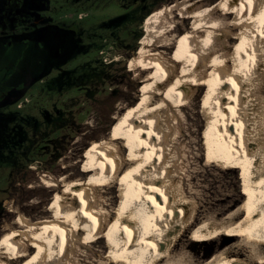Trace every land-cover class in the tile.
Masks as SVG:
<instances>
[{"label": "bare ground", "instance_id": "1", "mask_svg": "<svg viewBox=\"0 0 264 264\" xmlns=\"http://www.w3.org/2000/svg\"><path fill=\"white\" fill-rule=\"evenodd\" d=\"M204 4L182 0L154 15V30L131 59L132 67L145 73L141 100L94 145L90 167L99 172L85 180L41 177L44 187L60 190L52 207L65 208V216L33 223L19 215L0 238V264H191L188 253L173 252L196 213L175 181L179 154L173 140L180 133L182 109L204 87L210 88L215 109L208 157L240 169L247 200L222 220L199 224L194 242L222 236L240 241L204 264H264V105L255 84L264 67V0ZM174 11L201 21L176 37ZM237 23L242 40L231 52L219 50V32H232ZM244 28L251 29L249 35ZM171 45L180 48L166 57L161 49ZM114 184L126 186L116 214L104 197H96L98 188ZM105 237L116 257L90 256V244ZM235 248H247L248 259L232 255Z\"/></svg>", "mask_w": 264, "mask_h": 264}, {"label": "rangeland", "instance_id": "2", "mask_svg": "<svg viewBox=\"0 0 264 264\" xmlns=\"http://www.w3.org/2000/svg\"><path fill=\"white\" fill-rule=\"evenodd\" d=\"M180 1L182 0H149L145 5L146 12L149 11L151 14L139 23H130L123 21V16L131 7H124L120 0H93L92 4L88 0H54L52 13L57 19L62 20L63 25L73 26L84 40L87 38L92 45L94 43L100 45V48L97 46L92 51L80 47L78 58L71 67H63V71H70L76 78L78 71L75 74L74 69L78 67L73 66L90 60H93L94 64L96 59H102L103 64L113 66L106 67L108 76L104 82L82 85L81 88L85 90L77 87L62 90L54 81L56 77L47 78L46 83H37V79L24 98L12 106L11 110L16 113L17 118L16 133L11 142L15 159L13 164L0 159V202L5 200L0 208V238L6 233L8 224L12 225L19 215L33 223L56 215L65 216L63 215L65 208L52 207L55 204L54 196L60 190L44 187L41 182L43 177L48 176L47 178L51 177L57 181L62 177L71 181L85 180L99 172L90 167L94 145L115 131L127 111L141 100L143 93L145 73L140 75L132 67L131 59L137 56L147 36L154 30V15L160 9ZM218 1L220 0H200V3L211 6ZM177 13L179 11H174L173 14L176 37L186 34L201 21L191 18L190 13L180 15ZM229 13L237 14L233 8L229 9ZM234 18L232 20L236 22L237 18ZM114 20H117L115 25L104 26ZM114 27L119 29L118 35L121 39L116 44L115 41L108 39L109 30ZM241 29L237 23L232 32H227L230 35L225 33L228 29L219 32L222 37L219 50L231 52L234 44L242 40ZM250 32L251 29L244 30L246 35ZM99 35L103 36L100 38ZM179 48L180 46L171 45L166 50H161L169 57ZM85 51L89 53L82 55ZM9 67L0 65V73L6 75ZM262 69L264 70V67H260L258 74L255 75V78L257 77L255 84L257 95L263 98L264 105ZM88 88L94 92L92 98L86 96ZM192 96L189 104L182 109L181 129L173 140V147L179 154L178 159L176 158L178 169L176 184L181 183L185 197L191 203V208H195L196 213L188 229L173 247V252L176 255L186 252L189 254L191 264H204L220 251L237 246L240 241L222 236L206 242H194L196 227L206 221L222 220L246 202L247 196L242 194L240 169L230 162L208 157L207 153L211 147L209 130L215 120L210 88L204 87L195 91ZM256 102L254 104H258ZM55 108L63 113L61 118L69 119L68 127L61 128L64 118L60 120L58 117L49 118ZM27 113L35 119L27 117ZM261 127V137H264V126ZM114 185L98 188L96 197L99 201L104 197L110 210L116 214L121 208L126 186ZM88 251L90 256H96L97 253L110 258L116 257V251L108 237L91 243ZM233 251L232 255L238 253L241 258L248 259L247 248H235ZM34 252L35 250H32L31 254ZM249 264L256 263L251 261Z\"/></svg>", "mask_w": 264, "mask_h": 264}, {"label": "flooded vegetation", "instance_id": "3", "mask_svg": "<svg viewBox=\"0 0 264 264\" xmlns=\"http://www.w3.org/2000/svg\"><path fill=\"white\" fill-rule=\"evenodd\" d=\"M88 1L92 4L93 0ZM147 1L149 0H120L124 7H131L127 9L123 21L128 22L130 19L132 23L138 22L147 9L145 5ZM53 3L54 0H0V65L10 66L6 75L0 73V159L11 164L15 159L11 142L14 140L17 127L16 113L11 110L14 105L12 102L23 91L26 93L30 91L37 79V83H46V80L56 77L58 82L65 83L63 87H74L78 82V75L75 78L70 71H63V67H71L78 58L80 47L92 51L100 46L98 43L92 45L87 38L84 40L73 26L63 25L62 20L57 19L52 13ZM129 13L132 15L127 17ZM116 23L117 20H114L111 21V25L107 23L104 26ZM118 30L116 27L111 28L108 34V39L115 41V44L121 40ZM87 51L82 55L88 54ZM96 60L102 62V59ZM91 61L93 60L73 67L83 66ZM42 75L45 77L39 79ZM28 113L27 117L35 119ZM59 115L60 111L55 108L49 118H57ZM4 201L3 199L0 202V208Z\"/></svg>", "mask_w": 264, "mask_h": 264}, {"label": "trees", "instance_id": "4", "mask_svg": "<svg viewBox=\"0 0 264 264\" xmlns=\"http://www.w3.org/2000/svg\"><path fill=\"white\" fill-rule=\"evenodd\" d=\"M148 13H149V11L148 12L145 11L143 13V16L141 17V19L138 20V23L141 20H143L144 18H146L148 15L151 14V12L149 14ZM130 15H132V13L131 14L129 13V15L127 17H130ZM128 22L132 23V21L130 19L128 20ZM138 38H140V36ZM98 48H100V46H98ZM92 64H93V61H91L89 63H85L83 66H80V67L74 69L76 71L75 73H77V71H78V77H77L78 82L74 86L75 88L77 87L80 90H85L84 88H81L82 85H90L91 83L92 84H98V83L104 82L107 79L108 74L105 70H106V67H111V65L110 66L105 65L101 61H98V60L94 61V66ZM65 79H66V77H65ZM54 81L57 83L58 88H63V89L74 88L73 86L72 87H63L65 85V83H63L62 81H61V83L58 82V78H56ZM95 87H97V86H95ZM93 95H94V92L91 91V89H89V88L86 89V96L88 98H92ZM60 113L63 114L62 112H60ZM58 118H59L58 120L63 119V118L65 119L61 125V128L68 127V122H69L68 118H66V117L61 118V115H59Z\"/></svg>", "mask_w": 264, "mask_h": 264}, {"label": "water", "instance_id": "5", "mask_svg": "<svg viewBox=\"0 0 264 264\" xmlns=\"http://www.w3.org/2000/svg\"><path fill=\"white\" fill-rule=\"evenodd\" d=\"M44 77V75H42L39 79H41V78H43ZM29 88H30V86H28ZM25 93H26V91H23L21 94H20V96H18L13 102H12V104H14V103H16L17 101H19L20 99H22L24 96H25Z\"/></svg>", "mask_w": 264, "mask_h": 264}]
</instances>
